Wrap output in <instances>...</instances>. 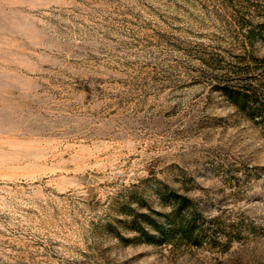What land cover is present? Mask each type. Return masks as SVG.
Masks as SVG:
<instances>
[{"label":"rangeland","instance_id":"rangeland-1","mask_svg":"<svg viewBox=\"0 0 264 264\" xmlns=\"http://www.w3.org/2000/svg\"><path fill=\"white\" fill-rule=\"evenodd\" d=\"M0 264H264V0H0Z\"/></svg>","mask_w":264,"mask_h":264}]
</instances>
